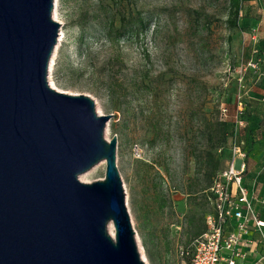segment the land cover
Wrapping results in <instances>:
<instances>
[{
    "label": "rangeland",
    "instance_id": "374dc122",
    "mask_svg": "<svg viewBox=\"0 0 264 264\" xmlns=\"http://www.w3.org/2000/svg\"><path fill=\"white\" fill-rule=\"evenodd\" d=\"M262 1L241 0L238 28L229 30L226 0H54L59 29L48 83L89 96L100 116L118 115L104 138L117 140L115 163L145 264H183L191 233L205 225L208 181L196 173L193 154L210 149L211 125L227 126L220 169L235 136H264ZM116 11L138 30L119 45L104 32ZM109 90L123 103L117 111ZM238 102L244 128L236 135ZM104 175L102 161L78 178L90 184Z\"/></svg>",
    "mask_w": 264,
    "mask_h": 264
},
{
    "label": "water",
    "instance_id": "95a60500",
    "mask_svg": "<svg viewBox=\"0 0 264 264\" xmlns=\"http://www.w3.org/2000/svg\"><path fill=\"white\" fill-rule=\"evenodd\" d=\"M54 0H0V264H145L115 159L118 115L50 87ZM105 162L102 180L78 177ZM114 228L113 237L108 225Z\"/></svg>",
    "mask_w": 264,
    "mask_h": 264
},
{
    "label": "built area",
    "instance_id": "2783aa9c",
    "mask_svg": "<svg viewBox=\"0 0 264 264\" xmlns=\"http://www.w3.org/2000/svg\"><path fill=\"white\" fill-rule=\"evenodd\" d=\"M225 112L226 109H223L222 114L225 115ZM241 112V103L238 102L234 118L236 135L239 129L244 128ZM242 146L243 142L238 143L235 136L225 168L217 173L207 191L211 210L204 218L206 230L191 241L185 253L187 260L183 264H235L234 258L240 257L238 249L243 237L248 235L250 224L259 233L260 244L264 249V221L258 218L253 200L243 185L245 152ZM231 219L236 222L235 229L227 232L225 226ZM223 250L229 252V257H221Z\"/></svg>",
    "mask_w": 264,
    "mask_h": 264
},
{
    "label": "trees",
    "instance_id": "16d2710c",
    "mask_svg": "<svg viewBox=\"0 0 264 264\" xmlns=\"http://www.w3.org/2000/svg\"><path fill=\"white\" fill-rule=\"evenodd\" d=\"M227 3V17H226V27L229 30H234L238 28V21L240 17V11L242 2L241 0H226ZM117 14L114 13L110 16V19L108 20V23H106L104 27L105 37L109 43L117 44L119 45L121 42H124L127 40L128 36H138V30L136 29L134 23H124L125 22V16L120 13V11H116ZM119 18V21H121L120 25L116 26L115 21ZM135 21V20H134ZM148 28V22H145L142 24V31H146ZM109 92V105L111 106L112 110H119L123 103H119V99L114 91H108ZM242 115V113H241ZM241 120L242 117L240 116ZM264 119H262L263 121ZM243 121V120H242ZM212 132L210 133V136L208 138V141L211 142L210 149H198L193 154L194 158V164H195V170L196 173L201 174V172H204L207 178V185L205 186V189L202 192V195L204 197L205 203L208 207V212H210L211 207L210 203L208 201V194L207 191L212 185L213 179L217 175V173L222 170L220 169L221 166V154L224 155L225 153V143H226V133H227V126L224 122H215L213 125H211ZM256 136L257 134L254 131H251V135L249 137L244 138L241 136H238V143L243 142L242 149L245 152V159L244 163L246 162L248 158V154L250 152V149L252 146L256 143ZM217 153L219 155H217ZM245 171H246V163H245ZM244 171V172H245ZM244 174V173H243ZM196 192V191H195ZM160 209L164 210L166 207H168L167 200L160 199ZM205 214V216H206ZM204 216V218H205ZM206 230V227L204 225L203 228H194L193 232L191 233L194 238L202 235ZM193 238V239H194Z\"/></svg>",
    "mask_w": 264,
    "mask_h": 264
},
{
    "label": "crops",
    "instance_id": "0c3cea01",
    "mask_svg": "<svg viewBox=\"0 0 264 264\" xmlns=\"http://www.w3.org/2000/svg\"><path fill=\"white\" fill-rule=\"evenodd\" d=\"M264 5V0L262 1ZM262 24L258 40L264 41V23ZM262 130V128H261ZM256 143L250 149L246 160V171L243 174V185L248 190L258 218L264 221V136L259 139L256 136ZM236 222L231 219L227 222L226 231L235 229ZM240 257L234 258L235 264H264V249L260 244L259 233L253 225L248 226V235L244 236L239 247ZM222 258L229 257V252L223 250ZM220 264H225L221 262Z\"/></svg>",
    "mask_w": 264,
    "mask_h": 264
},
{
    "label": "bare ground",
    "instance_id": "6f19581e",
    "mask_svg": "<svg viewBox=\"0 0 264 264\" xmlns=\"http://www.w3.org/2000/svg\"><path fill=\"white\" fill-rule=\"evenodd\" d=\"M52 19H53V17H52ZM50 87H52V85ZM78 179L80 180V182L82 181L80 178H78ZM107 229H108V233L110 234V236L113 237V230H112L111 224L108 225V228Z\"/></svg>",
    "mask_w": 264,
    "mask_h": 264
}]
</instances>
